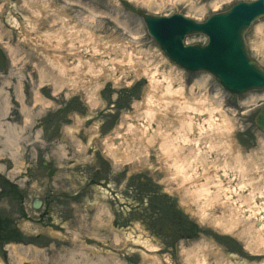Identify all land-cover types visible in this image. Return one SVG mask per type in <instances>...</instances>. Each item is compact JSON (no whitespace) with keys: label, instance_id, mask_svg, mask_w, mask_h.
I'll list each match as a JSON object with an SVG mask.
<instances>
[{"label":"rangeland","instance_id":"rangeland-1","mask_svg":"<svg viewBox=\"0 0 264 264\" xmlns=\"http://www.w3.org/2000/svg\"><path fill=\"white\" fill-rule=\"evenodd\" d=\"M242 1L0 0V88L24 127L17 160L0 154V264H264V89L173 64L141 16L204 22ZM245 42L264 68V17ZM193 112L204 131L179 134Z\"/></svg>","mask_w":264,"mask_h":264},{"label":"water","instance_id":"water-1","mask_svg":"<svg viewBox=\"0 0 264 264\" xmlns=\"http://www.w3.org/2000/svg\"><path fill=\"white\" fill-rule=\"evenodd\" d=\"M141 15L158 47L176 65L190 72L208 71L234 94L264 88V68L251 58L244 40L251 24L264 16V0L238 2L203 23L179 14ZM199 32L209 37L207 45H184L186 35ZM255 123L264 132V108ZM40 205L41 201L36 199L34 207Z\"/></svg>","mask_w":264,"mask_h":264},{"label":"bare ground","instance_id":"bare-ground-1","mask_svg":"<svg viewBox=\"0 0 264 264\" xmlns=\"http://www.w3.org/2000/svg\"><path fill=\"white\" fill-rule=\"evenodd\" d=\"M78 63H79V65H78V67H76V70H77V72H80L82 60L81 61L79 60ZM59 64H60L59 71L61 72L60 74H63V76H61L60 80L63 81L65 74H67V72L69 70H68V67L66 65L62 66V62H59ZM63 64H65V63L63 62ZM168 90L170 91V87H168ZM18 98H19V101L22 102L21 113L26 118L25 124H27L29 121V118H28L29 108L23 104V95H22V91H21L20 86L18 87ZM36 101H41V98L38 97ZM147 113H148V116L151 118V120H153V118L155 116V113L153 112V110L150 109ZM197 116H199V114L193 112V115H192L193 118L191 119L190 123H187V121H185V120L183 123V120H181V124L179 125V129L177 130V132L179 134L182 132H185V131H190L192 133H195L197 131V129L200 131H204L205 123H203V124L200 123L198 121L199 118L195 119L196 120L195 122H197V125L192 123L193 119ZM8 117H9V99H8V96L6 95V93L4 92L3 88H0V152H1L0 154L9 155L10 159L17 160V158L19 156V144H20L21 138H22L21 132H22L24 127H21V126L15 125V124H11L10 122L7 121ZM169 127L172 128L173 126L170 125ZM131 129L133 130V132L141 129V131L145 133L146 132V125H144L143 127H140V126L131 124ZM145 135H147V134L145 133ZM150 138H148L149 143L152 142V139H150ZM191 142L192 141L190 140L189 136L182 135V141L180 142V144H186V143H191ZM174 147H176V146L174 145ZM194 147H197V149H200L199 148L200 147L199 140H195ZM177 169L180 173H183L182 175H185L184 174V165L179 166ZM0 170L4 171V168L1 164H0ZM218 177L223 179L224 175H220ZM242 188L243 187L241 186V189ZM201 191L204 193H209V192H211V189L206 188V186H204ZM226 203L229 204L230 212H231V214H233L234 209H235V206H234L235 202L230 195L228 196V198H226ZM258 211H260V213H264V207L261 210L258 209ZM256 224L258 225V227L256 228L257 230L262 229L264 227V221L261 219H257Z\"/></svg>","mask_w":264,"mask_h":264},{"label":"flooded vegetation","instance_id":"flooded-vegetation-1","mask_svg":"<svg viewBox=\"0 0 264 264\" xmlns=\"http://www.w3.org/2000/svg\"><path fill=\"white\" fill-rule=\"evenodd\" d=\"M4 192H6V189L0 187V197L2 196V194H3Z\"/></svg>","mask_w":264,"mask_h":264}]
</instances>
